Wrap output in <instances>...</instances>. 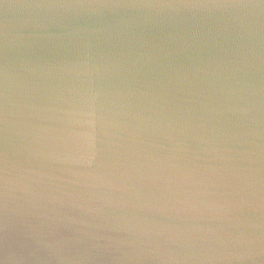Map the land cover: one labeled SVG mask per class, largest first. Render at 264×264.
<instances>
[{
    "label": "water",
    "instance_id": "95a60500",
    "mask_svg": "<svg viewBox=\"0 0 264 264\" xmlns=\"http://www.w3.org/2000/svg\"><path fill=\"white\" fill-rule=\"evenodd\" d=\"M0 264H264V0H0Z\"/></svg>",
    "mask_w": 264,
    "mask_h": 264
}]
</instances>
